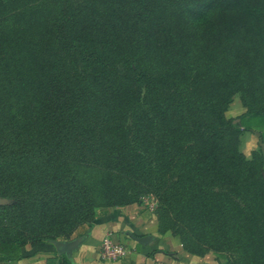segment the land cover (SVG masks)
<instances>
[{"label": "trees", "instance_id": "16d2710c", "mask_svg": "<svg viewBox=\"0 0 264 264\" xmlns=\"http://www.w3.org/2000/svg\"><path fill=\"white\" fill-rule=\"evenodd\" d=\"M234 96L264 116V0H0V261L152 193L187 252L264 264Z\"/></svg>", "mask_w": 264, "mask_h": 264}, {"label": "crops", "instance_id": "0c3cea01", "mask_svg": "<svg viewBox=\"0 0 264 264\" xmlns=\"http://www.w3.org/2000/svg\"><path fill=\"white\" fill-rule=\"evenodd\" d=\"M243 109H239L240 115L245 112ZM251 120L255 123H251ZM235 121H239L242 130L241 151L247 158L251 157L257 146H264V116L238 117ZM141 207L115 206L111 207V211L105 212L106 214L95 216L89 237L73 253L72 259L77 264H222L220 257L216 255L198 256L187 252L169 233L157 234L154 222L148 217L145 218L146 214L140 210ZM128 226L133 230L130 231ZM128 232L136 236L151 235L153 240L147 245H141ZM104 237L121 241L128 247L129 254L117 260L101 259L99 244ZM53 256L50 250H41L19 260L0 261V264H45L47 258Z\"/></svg>", "mask_w": 264, "mask_h": 264}, {"label": "rangeland", "instance_id": "374dc122", "mask_svg": "<svg viewBox=\"0 0 264 264\" xmlns=\"http://www.w3.org/2000/svg\"><path fill=\"white\" fill-rule=\"evenodd\" d=\"M241 107L242 108H244L245 109V107L242 105V101H241V99H240V97H238V96H234L233 97V101L231 102V104L229 105V108H228V110L225 112V115H226V117L227 118H229V119H233L232 120V122H236V123H238V121H235L238 117H239V109H241ZM236 109V110H235ZM238 109V110H237ZM243 109V110H244ZM251 123H255V121L254 120H251L250 121ZM239 124V123H238ZM246 124V123H245ZM239 130H241V128L239 129ZM241 134H242V130H241ZM241 136V135H240ZM240 142H241V137H239V149L241 150V147H240ZM260 150V153H261V156H262V161H263V169H264V146H262V145H259V146H257V148L255 149L256 151L257 150ZM242 152V151H241ZM243 153V152H242ZM245 156V155H244ZM245 158L246 159H251V157L249 156L248 158L245 156ZM263 177H264V172H263ZM139 206V205H141L142 207L140 208V210H142V212L144 211L145 212V218L146 217H148V218H150L153 222H154V224H155V227H156V233L157 234H165V233H169L170 234V230L169 229H164V227H165V223L163 222V217H164V219H166V217L165 216H162L161 215V212L159 211V204H158V201H157V199H156V197H155V195L154 194H152V193H147V194H144V195H142L140 198H139V201L137 202V203H131V204H126V205H121V206H123V207H125V206ZM121 206H116V207H121ZM113 207H115V206H113ZM111 209V207H98V208H96L95 209V214H94V218H95V216H97V215H102V214H106L105 212H109V211H111L110 210ZM111 213H113V212H111ZM110 213V214H111ZM147 218V219H148ZM152 221H150V223L152 222ZM147 222V221H146ZM91 228V225H88V224H85V225H82V226H79V227H77L74 231H73V233L71 234V237H70V239H72V238H75V237H78V236H81V235H85L86 233H87V231H88V229H90ZM158 228L160 229L159 231H158ZM128 229L130 230V231H132L133 229H131V227H129L128 226ZM92 230V229H91ZM161 231V232H160ZM185 233V236H187V232H184ZM240 234H242V232H239ZM89 237V236H88ZM87 237V238H88ZM86 238V239H87ZM109 238V237H108ZM69 239V240H70ZM85 239V240H86ZM103 239V238H102ZM101 239V240H102ZM111 239V238H110ZM113 240V239H112ZM101 242V241H100ZM116 242H119V243H121V244H123L121 241H116ZM124 245V244H123ZM126 247V249H128V247L127 246H125ZM41 250H50V253L52 254V255H56L55 253H56V251H55V248H54V246L53 245H49V244H46V245H42V246H40V248H39V250L38 251H36V252H39V251H41ZM225 253H226V255H228L229 256V259L227 260L228 261V263L229 264H243V247H241L240 246V244H238V243H233L232 244V247H231V250L230 251H228V250H225ZM214 256V255H216V256H218L219 255V252H217V251H214V250H209L206 254H205V256ZM221 259V261H222V264H226V262H225V260L224 259H222V258H220Z\"/></svg>", "mask_w": 264, "mask_h": 264}, {"label": "water", "instance_id": "95a60500", "mask_svg": "<svg viewBox=\"0 0 264 264\" xmlns=\"http://www.w3.org/2000/svg\"><path fill=\"white\" fill-rule=\"evenodd\" d=\"M239 123V121H238ZM11 200L7 198L0 197V205H7L10 204ZM93 226H91L90 229H88L87 233L85 235H81L75 238H72L70 240H56L53 242V246L55 248V251L57 254H64L68 258H72L73 253L77 251L79 246L85 239L90 235L91 229ZM128 235L135 240L136 242L140 243L141 245H147L151 240H153V237L151 235H143V236H136L130 232H128Z\"/></svg>", "mask_w": 264, "mask_h": 264}, {"label": "built area", "instance_id": "2783aa9c", "mask_svg": "<svg viewBox=\"0 0 264 264\" xmlns=\"http://www.w3.org/2000/svg\"><path fill=\"white\" fill-rule=\"evenodd\" d=\"M99 252L101 259L117 260L129 254V249L125 245L113 241L108 237H104L99 244Z\"/></svg>", "mask_w": 264, "mask_h": 264}]
</instances>
